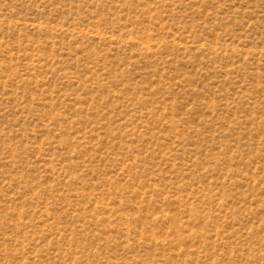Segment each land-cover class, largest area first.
I'll use <instances>...</instances> for the list:
<instances>
[{
  "label": "rangeland",
  "instance_id": "rangeland-1",
  "mask_svg": "<svg viewBox=\"0 0 264 264\" xmlns=\"http://www.w3.org/2000/svg\"><path fill=\"white\" fill-rule=\"evenodd\" d=\"M0 264H264V0H0Z\"/></svg>",
  "mask_w": 264,
  "mask_h": 264
}]
</instances>
